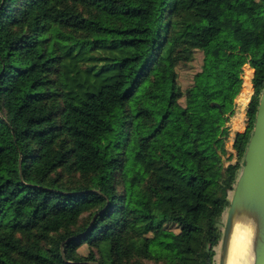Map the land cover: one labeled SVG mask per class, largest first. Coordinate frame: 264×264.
Returning <instances> with one entry per match:
<instances>
[{
    "label": "trees",
    "instance_id": "obj_1",
    "mask_svg": "<svg viewBox=\"0 0 264 264\" xmlns=\"http://www.w3.org/2000/svg\"><path fill=\"white\" fill-rule=\"evenodd\" d=\"M263 88L264 0H0V264H216Z\"/></svg>",
    "mask_w": 264,
    "mask_h": 264
},
{
    "label": "water",
    "instance_id": "obj_2",
    "mask_svg": "<svg viewBox=\"0 0 264 264\" xmlns=\"http://www.w3.org/2000/svg\"><path fill=\"white\" fill-rule=\"evenodd\" d=\"M225 217L219 264H228L231 242L238 224L252 227L249 264H264V88Z\"/></svg>",
    "mask_w": 264,
    "mask_h": 264
},
{
    "label": "rangeland",
    "instance_id": "obj_3",
    "mask_svg": "<svg viewBox=\"0 0 264 264\" xmlns=\"http://www.w3.org/2000/svg\"><path fill=\"white\" fill-rule=\"evenodd\" d=\"M216 46H217L216 42L212 41L205 48L204 57H203V52L201 51L197 54V58L192 63H190L187 67H182L180 69V81L184 87H188L194 79V73L201 68V65H202L203 59H204V68L196 76V85H195L194 90H193V99H194L193 107H192L190 113L185 115V121H186L188 129H189V133H190L189 136L190 137H193L195 135L196 128H197L198 119L196 116V112L201 110L203 105H204V102L202 99L203 90L209 86H212V85H215L218 83V79L213 76V73L210 69V63H211V60L215 54ZM245 67H246V72H247L249 69V66L246 65ZM243 75H244V73H243ZM243 81H244V78H243ZM243 86H244V82L242 84V88H243ZM253 91H254V89H253ZM240 93L238 94V96L240 95ZM238 96L236 98V114L232 117V119H231L232 122H230V124L232 123V125H233L234 123L237 122V120H239L247 126V121H248L247 108H248V104L250 102L252 95L251 94H243L242 95V96L249 97L247 103H245V104L242 103V96H241L240 100L238 101ZM190 140H191V138L188 139V147L191 146ZM228 142H229L228 143L229 151L235 152V150L232 146L233 143L230 142V140ZM231 161L234 162L235 159L227 161V164L230 163ZM232 195H233V193H232ZM226 212H227V210H226ZM225 219H226V217L223 219V223L221 224L222 228H224ZM217 249H218V256H217L216 264H219L220 245Z\"/></svg>",
    "mask_w": 264,
    "mask_h": 264
},
{
    "label": "bare ground",
    "instance_id": "obj_4",
    "mask_svg": "<svg viewBox=\"0 0 264 264\" xmlns=\"http://www.w3.org/2000/svg\"><path fill=\"white\" fill-rule=\"evenodd\" d=\"M249 97L242 96V103H247ZM252 227L238 224L233 234L228 264H249V242L252 238Z\"/></svg>",
    "mask_w": 264,
    "mask_h": 264
},
{
    "label": "crops",
    "instance_id": "obj_5",
    "mask_svg": "<svg viewBox=\"0 0 264 264\" xmlns=\"http://www.w3.org/2000/svg\"><path fill=\"white\" fill-rule=\"evenodd\" d=\"M252 68V67H251ZM253 70H254V68H252ZM255 71V70H254ZM254 71H253V77H254ZM253 77H252V79H253ZM244 82V81H243ZM252 84H253V82H252ZM254 89V88H253ZM253 93V92H252ZM231 122H232V120H231ZM242 125V126H241ZM231 126H232V134H231V138H230V142H232L233 143V141H234V135L236 134V132H240V131H244L245 129H246V125L244 124V123H242L241 121H239V120H237V122L236 123H234L233 125H232V123H231ZM234 126V127H233ZM231 143V144H232Z\"/></svg>",
    "mask_w": 264,
    "mask_h": 264
},
{
    "label": "built area",
    "instance_id": "obj_6",
    "mask_svg": "<svg viewBox=\"0 0 264 264\" xmlns=\"http://www.w3.org/2000/svg\"><path fill=\"white\" fill-rule=\"evenodd\" d=\"M249 66V65H248ZM246 71L244 72V77H245Z\"/></svg>",
    "mask_w": 264,
    "mask_h": 264
}]
</instances>
